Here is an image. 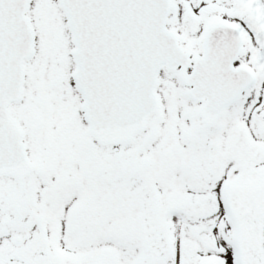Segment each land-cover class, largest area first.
<instances>
[{
	"label": "snow or ice",
	"instance_id": "obj_1",
	"mask_svg": "<svg viewBox=\"0 0 264 264\" xmlns=\"http://www.w3.org/2000/svg\"><path fill=\"white\" fill-rule=\"evenodd\" d=\"M0 264H264V0H0Z\"/></svg>",
	"mask_w": 264,
	"mask_h": 264
}]
</instances>
